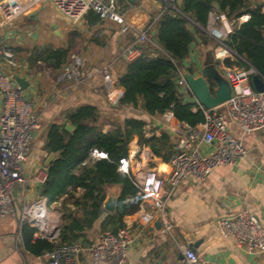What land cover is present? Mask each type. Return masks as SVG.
Returning <instances> with one entry per match:
<instances>
[{"label":"built area","instance_id":"obj_1","mask_svg":"<svg viewBox=\"0 0 264 264\" xmlns=\"http://www.w3.org/2000/svg\"><path fill=\"white\" fill-rule=\"evenodd\" d=\"M167 1L174 3L173 0ZM48 3L71 22H80L93 10L102 20L119 23L122 32L129 30L119 0H0V28L18 17L33 14L40 6ZM167 8L177 10L174 4ZM212 15L215 24L224 16L215 12ZM208 32L210 35V27ZM153 33V23L139 30L137 36L121 50L119 57L125 62H131L142 54L146 44L160 49ZM228 50L231 48L219 40L214 55L219 58L223 51ZM116 60L84 72L79 58L72 56L61 74V78L67 82L64 89H76L98 75L104 78L106 88L111 89V69ZM20 66L16 51L0 42V218L16 213L17 186L40 187L47 178L46 168L38 170L33 177L24 173L31 142L39 128L40 114L21 90L16 80L17 74L9 71L10 68L17 69ZM184 73L185 70H178L176 83L179 89H186L187 86ZM255 73L256 70L251 66L226 69L223 76L231 85V96L223 104L212 108H206L195 100L204 113V121L198 125L178 122L172 111L162 114L166 128L176 138L169 161L170 170L166 174H161L157 169H149L135 176L132 152L120 159L119 171L133 176L138 193L143 197L144 208L139 216L140 221L146 225L160 221V232L169 233L173 225L167 201L181 183L190 179L203 181L216 168L238 165L245 159L247 150L231 128L237 125L244 134L264 128V91L254 89L251 79ZM123 107L129 109L131 106ZM107 157L105 152L97 149L91 152L93 161ZM59 214L46 197H39L22 205L20 219L21 223L27 221L36 227L37 237L56 240L59 235ZM216 226L223 236L232 237L239 247L264 253V225L253 213L245 211L234 216L220 217L216 220ZM133 242V231L125 226L117 232L103 231L95 243L88 245L57 244L42 256L47 264H83L81 257L84 254L87 255L86 264H126ZM182 251L183 264H200L195 250L184 247Z\"/></svg>","mask_w":264,"mask_h":264},{"label":"crops","instance_id":"obj_2","mask_svg":"<svg viewBox=\"0 0 264 264\" xmlns=\"http://www.w3.org/2000/svg\"><path fill=\"white\" fill-rule=\"evenodd\" d=\"M166 1L163 4L162 0H140L137 5H133L127 0H119L120 5L128 6V17H126L125 10L122 11L129 25L127 32H122L120 24L112 20L108 21L109 19L106 20L110 28L103 26L106 20H103L104 23L101 25L93 26L88 23L86 17L82 21L91 28L99 26L100 36L103 38L99 48L101 51L110 49L112 59H117L111 69L113 82L111 89L106 88L104 78L100 75L76 89H64L67 82H63L61 71L49 67L52 69L51 72L42 74L33 69V65L40 67L41 65L36 64H41V61L33 64L31 61L20 60L21 66L15 70V73L30 82L24 94L32 102L36 112L40 114L43 127V133L39 137L35 135V139L31 142L30 154L24 168L26 176L33 177L38 170L48 168L46 164L49 157L46 149L47 127L49 123L64 122L67 111L81 104L96 106L102 115L104 131L109 129L113 119L118 118L121 122L126 116L137 114L132 106L126 109L119 106L116 101L121 95V89L117 85L118 77L125 69V61L119 57V54L137 36L139 30L150 24L152 18L156 21L162 15L167 9ZM173 1L175 4V0ZM250 1L254 5L263 4L264 11V0ZM48 4L39 8L46 9ZM169 4L172 5L171 2ZM36 11L33 14H36ZM37 17L38 15H33L31 19ZM249 17V14H245L238 20H232L224 15L217 24L211 17L210 35L207 34L216 43L210 42L209 45L201 37L196 38L189 56L184 60L183 70L189 72L187 68H192V74L201 75L209 56L214 58V67L222 75L228 68L243 67L241 63L252 67L246 59L232 49L223 51L219 58L214 55V49L219 40L224 42L235 27L248 20ZM225 59L231 65L224 64ZM94 60L96 62L90 64L93 68L102 59ZM83 68L84 72L93 69ZM180 90L186 100L195 101L186 89ZM1 103L0 95V108ZM139 115L147 121L148 136L152 134L159 136L163 131H167L175 147L176 138L166 128V120L163 119L162 114L147 116L139 112ZM231 130L243 142L247 156L238 165H224L216 168L203 181L190 179L181 183L167 201V210L173 225L169 233H161L160 228L156 227V222L154 225H146L139 220L140 215L137 213L125 217L126 226L130 227L134 234V242L126 264H183L182 250L184 247L191 248V245L199 255L200 264H264V253H256L239 247L232 237L223 236L216 226L218 218L234 216L245 211L256 215L264 225V128L250 134H244L237 125H233ZM129 152H132L135 176L149 169H157L161 174H166L170 170V163L154 155L149 147L140 146L138 138L132 140ZM38 187V185L29 188L23 185L17 186L15 190L16 213L0 218V264H47L42 255L30 254L22 245L21 238V208L26 201L42 197ZM105 190L107 197L112 193L119 197L120 186L107 185ZM81 192L83 190H79V193ZM62 201L63 198L51 204L55 212L59 213L58 207L61 206ZM99 228L96 225L92 233L93 243L97 241L102 232ZM86 256L84 254L81 257L83 264H86Z\"/></svg>","mask_w":264,"mask_h":264},{"label":"trees","instance_id":"obj_3","mask_svg":"<svg viewBox=\"0 0 264 264\" xmlns=\"http://www.w3.org/2000/svg\"><path fill=\"white\" fill-rule=\"evenodd\" d=\"M175 5L177 10L167 8L156 21L151 19L153 37L160 49L146 44L140 56L125 62V69L118 77L117 85L121 89L118 105L132 106L137 114L128 115L121 122L118 118L113 119L112 125L104 131L99 109L91 104H81L65 113L64 122L48 124L46 149L49 155L54 154V158L39 190L50 205L63 198L59 211L60 228L58 238L51 240L45 236L37 237L36 227L23 222L22 245L30 254L41 256L57 244H91L96 225L102 232H117L126 226L125 217L141 214L143 197L138 193L133 176L119 171L120 159L129 155L134 138L164 162H169L174 152L167 131L159 136L147 135V121L139 112L155 116L172 111L178 122L190 125L204 121L198 103L184 98L176 79L178 70L185 67L184 60L196 38L201 37L206 44L216 43L202 31L209 29L214 12L232 20L250 15L248 20L235 27L224 43L264 77L263 4L254 5L250 0H175ZM86 18L92 26L104 23L93 10ZM28 58L33 64L41 61L61 71L70 60V49H49ZM224 64L231 65L227 59ZM187 70L193 72L192 68ZM67 123L74 129L67 130ZM93 149L105 152L108 157L91 160ZM107 185L120 186L113 213L104 208ZM79 190L83 192L79 193Z\"/></svg>","mask_w":264,"mask_h":264},{"label":"rangeland","instance_id":"obj_4","mask_svg":"<svg viewBox=\"0 0 264 264\" xmlns=\"http://www.w3.org/2000/svg\"><path fill=\"white\" fill-rule=\"evenodd\" d=\"M162 1L163 4H165V0ZM121 6V11L125 10L127 13L126 17H128V6ZM35 13L36 14L33 15H38L37 18L31 19V16L33 15L21 16L8 25L0 28V42H3L7 47L16 50V58L19 63L21 62L20 60H27V62H29L30 60L28 57L36 52L42 53L49 49H58L61 47L69 48L70 60L72 59V56H75L79 58L82 65L84 63L83 67L86 68H93L92 65H90L96 62V60L93 61V59H102L95 67L104 66L108 64L109 61L114 60L109 51L110 49L101 51L99 48V45L101 44L100 42L103 40L98 30L99 26L96 28L88 27L87 24L82 22L85 18L80 22H71L60 15L49 4L46 9L39 8ZM108 21L106 20L103 26L105 25V27L110 28V26H107ZM202 31L209 34L208 29L205 30L203 28ZM103 60H105V62ZM68 63L65 66H67ZM36 65L41 66L34 67L35 65H33V69L35 71H40L42 74H48L51 72L50 70H52L44 62H41V64L37 63ZM63 69L60 72L61 74L63 73ZM15 70L16 68L9 69V71H14V73ZM63 82H66V80ZM42 128V120L40 119L39 128L35 132L36 136L39 137L40 134L43 133ZM60 207L61 206L58 207L59 211ZM58 228H60V219L58 221Z\"/></svg>","mask_w":264,"mask_h":264},{"label":"water","instance_id":"obj_5","mask_svg":"<svg viewBox=\"0 0 264 264\" xmlns=\"http://www.w3.org/2000/svg\"><path fill=\"white\" fill-rule=\"evenodd\" d=\"M127 1L133 5H137L140 0ZM166 6L171 7L168 1H166ZM214 62V58H210L209 56V58L205 61V67L202 69L201 75L199 76H195L194 74L186 71L184 73L187 82V92L198 103L206 108L219 106L227 101L231 96V85L225 79V77L215 69ZM253 68L256 70V73L252 76L251 79L253 87L257 91H264V80L262 79V76L257 71V69L255 67ZM16 80L19 83L22 91H26L28 89L30 85V82L28 80H26L22 76H16ZM66 129L73 130L74 127L70 123H67ZM53 158L54 154L51 153L47 159L46 164L49 165ZM117 199L118 197L115 193H112L110 196H108L104 202L105 209L109 212H114L116 209ZM156 227H161L160 221H156ZM191 248H193L192 245Z\"/></svg>","mask_w":264,"mask_h":264}]
</instances>
